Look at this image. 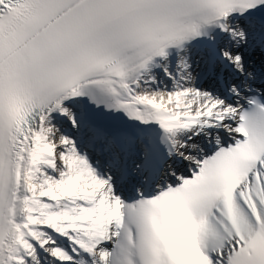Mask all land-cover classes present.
<instances>
[{
	"label": "bare ground",
	"instance_id": "1",
	"mask_svg": "<svg viewBox=\"0 0 264 264\" xmlns=\"http://www.w3.org/2000/svg\"><path fill=\"white\" fill-rule=\"evenodd\" d=\"M226 18L228 17L223 15V26L226 24ZM224 30L226 31H224L223 38L227 35H236L239 32V27L233 25L224 28ZM192 35V32L181 33L163 40L157 45L130 57L121 65L100 73L96 80L109 86L110 95L117 103L122 101L131 103L134 97H137L142 99L143 102H153L167 106L176 112L198 113L201 114L202 118H206L210 110L220 109L219 107L208 109L214 101L213 97H209L207 94L204 96L199 89L187 82L185 94L183 95L184 99L181 98L182 101H180L182 107L179 106V108L173 102V98L176 97L173 87L177 80L165 66L169 56L174 54V50H182L184 48L183 44L187 46V50L193 47L189 43H185ZM151 75L158 78L156 83L159 82V87L152 84L153 81L148 80ZM149 84L152 86L150 87ZM67 100L68 98H62V95L54 100L51 107L33 122L23 139L13 179L11 197L6 210V222L0 237V264H13V262L16 264H32L31 261L27 262L22 259L16 250L26 227L34 222L26 218L25 225L19 228L16 226L15 220L27 214L28 209L24 201L26 198L28 200L33 189L29 180L31 178L37 179V174H39L38 188L40 194L43 191H54V182L57 179V188L62 192L63 202L72 206L78 205L75 208L78 211L71 209L73 210L72 215L67 216L63 223H61V217L54 211L42 213L44 217H57L56 220L60 223L56 226L63 233L68 232L75 235L73 232L77 231L74 239H67L69 243L78 245L79 248H87L93 245L92 235L95 236L98 230L106 231L108 228H115L114 223L117 220L114 218V214L119 209L118 204L120 201L119 198L109 193L110 189L106 180L95 176L88 164L82 161L84 158L80 157L79 153H76L69 146L65 145V150L60 153L55 149L54 145L59 135L52 125L54 123L58 124V121L66 127L75 121V102ZM229 119L230 115L225 116L223 124L220 125L228 135L232 134ZM79 126L76 125L78 129ZM60 131H62L61 128ZM63 134L70 137L65 132ZM37 144H44V147L39 149L36 147ZM41 154L48 155L47 162L51 165H54L56 159L59 160L58 178L44 174L36 168V158ZM231 210L235 218L236 229L227 235L225 243H217L213 239L217 230L211 222L204 217L198 219L199 236L204 253L193 255L195 264H222V258L228 245L238 236H248L251 233V221L254 211L264 213V162L244 183H238L233 193ZM37 213L40 214L41 212ZM73 225H77V227H73ZM36 232L38 233V231Z\"/></svg>",
	"mask_w": 264,
	"mask_h": 264
},
{
	"label": "rangeland",
	"instance_id": "2",
	"mask_svg": "<svg viewBox=\"0 0 264 264\" xmlns=\"http://www.w3.org/2000/svg\"><path fill=\"white\" fill-rule=\"evenodd\" d=\"M149 75V74H148ZM156 77L151 75L148 77L149 81H153L156 83ZM151 85V84H149ZM157 87H159L157 85ZM173 90L176 92V97L173 98V102L178 107L181 106V98H183V89L178 87V84L176 83L173 87ZM182 107V106H181ZM180 108V107H179ZM52 127H54L55 131L58 133L59 138H57V141L55 143V149L60 153L61 151H64V146L67 145L69 148H72V143L68 141V138L63 134L62 131L59 129L58 124H53ZM61 140V141H58ZM63 140V141H62ZM46 146V145H45ZM36 147L39 149L44 147V144H37ZM58 158V157H57ZM48 155H38V158H36L37 163V169H39L41 172L47 175L53 176V178H56L59 170H60V164L59 160L56 159L54 161V165H51L47 162ZM36 166V165H35ZM36 177L39 178V174L36 175ZM38 178H31L29 181L31 182V185L33 186L32 192L30 196L28 197V200L26 198L25 206L27 207L28 211L25 216H23V219L26 220H33V224H30L26 227L25 233L22 234L20 237V243L17 247V254L24 259L25 261L29 262L31 261L32 264H38L40 254L49 253L52 249H62L60 245L57 244V240L59 239H67L70 240L74 239L77 235V231H74L75 235L71 233H63V231L57 227L56 225L60 223V221H57V217L53 216L52 218L44 217L42 213L48 212V211H54L59 215L62 219L61 223L69 217V215H72V211L76 210V207L78 205H68L67 203L63 202L62 192L57 188V179H55V190L50 191H43L42 194H40V190L38 188ZM58 178V177H57ZM57 189V190H56ZM30 198V199H29ZM73 209V210H71ZM37 212H41L40 214ZM68 223V222H66ZM73 227H77V225H73ZM75 229V228H74ZM38 231V233L36 232ZM53 254V253H52ZM13 264H16L13 262Z\"/></svg>",
	"mask_w": 264,
	"mask_h": 264
}]
</instances>
